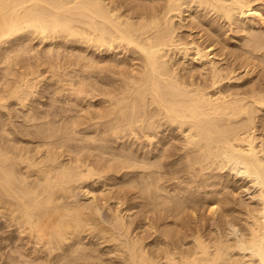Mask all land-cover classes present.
<instances>
[{
    "label": "bare ground",
    "instance_id": "bare-ground-1",
    "mask_svg": "<svg viewBox=\"0 0 264 264\" xmlns=\"http://www.w3.org/2000/svg\"><path fill=\"white\" fill-rule=\"evenodd\" d=\"M32 35L77 57L36 61ZM2 109L0 228L35 245L12 264H108L98 239L122 264H264V0H0ZM239 180L233 228L193 225Z\"/></svg>",
    "mask_w": 264,
    "mask_h": 264
},
{
    "label": "rangeland",
    "instance_id": "rangeland-1",
    "mask_svg": "<svg viewBox=\"0 0 264 264\" xmlns=\"http://www.w3.org/2000/svg\"><path fill=\"white\" fill-rule=\"evenodd\" d=\"M259 2H260V1H259ZM259 2H258V3H259ZM227 33H228V32H227ZM32 36H33V37H32ZM32 36H31L30 40H32V41L34 40V41H33V42L30 41V42L32 43V45H34L33 43H35L34 48L37 49V51H34V55H33L34 57H36V61H38V58H37V56H35V55H36L35 53H36V52H39L38 50H40V53H41V48L44 50L43 47H45V45L47 46V44H48V46L51 45V46H52V47H51L52 49H53V47H54V49H56V48H57V44H58V46H59V47H58V54H60V58H61V60H60V59L57 60V58H56L57 61L60 60L61 62H62V61L65 62V60L71 58V57H69L70 54H71L70 52H69V53H66L68 58L65 56V52L63 53V48L65 49V47H67V50H69V48H68L69 45L66 44V40H65L64 38H61L62 40L64 39V41H62V42L60 41L61 39H60V37H59L58 39H57V38H53V39H55V40H53V39L48 40L49 42H46V40H40V42H41V43H40V42H39V38H40V37H36V35H35V36L32 35ZM32 38H33V39H32ZM59 39H60V40H59ZM52 40H53L54 42L57 41V44L55 45L56 42L54 43ZM50 41H51L52 43H51ZM64 42H65V43H64ZM31 43H30V44H31ZM36 43H37V44H36ZM60 43H61V45H62V43H64L65 45H63V47L61 46V48H60V45H59ZM68 43H69V42H68ZM81 44H82V45H81ZM76 45L79 46V47H82V48L85 47V44H84V43H80V44H79V43H78V44L76 43ZM35 46H36V47H35ZM55 46H56V48H55ZM64 46H65V47H64ZM46 49H47V48H46ZM52 49H51V50H52ZM43 50H42V51H43ZM59 50H60V52H59ZM89 50H90V49L88 48V49L85 50V52H87V54H88V52H89V53L91 52V51H89ZM61 51H62V53H63V55H64V58L66 57L65 59L63 58V56L61 57V55H62ZM32 52H33V51H32ZM40 53H38V54H40ZM54 53H55V51L53 50V54H54ZM56 54H57V53H56ZM68 54H69V56H68ZM73 54H74V53L72 52L71 55L73 56ZM77 54H78V52H75V55H74L73 57H75V56L77 57ZM96 54H97V52H96ZM88 55H89V54H88ZM33 56L30 57V62H31V58H32L33 61L35 62ZM80 56H82V55H80ZM83 56H84V55H83ZM102 56L104 57V55H102V54L100 53V57H102ZM121 56H122L123 58H122ZM38 57H39V55H38ZM119 57H120V58H119ZM85 58L88 59V57H85ZM114 58H115V57H114ZM128 58H129V61H128ZM128 58H126V59H127V61H126V59L124 58L123 54H120V55L118 54V55H117V59H122V60L124 59L123 61L128 62V63H127L128 66L126 65V63H123V65H122V62H121L122 60H121V61L119 60V61H120V62H119L120 64L118 63L117 66H119V65H120V66H124V65H125V66L129 67V64H131L132 61L130 60V57H128ZM87 59H86V60H87ZM88 60H90V58H89ZM88 60H87V61H88ZM97 60H99V58H98ZM33 61H32V64L34 63ZM39 61L41 62V60H39ZM92 61H93V64L96 62V61L94 62V60H91V61H89V62L92 63ZM102 61H103V60H102ZM102 61L99 62L100 65H103V64H104V61H103V62H102ZM23 62H24V61H23ZM63 62H62V63H63ZM101 62H102V64H101ZM129 62H130V63H129ZM134 62H137V61L134 60ZM35 63H36V62H35ZM41 63L43 64V62H41ZM18 65H20V64H17V69H16V67H15L16 70H20L19 67H18ZM45 66H46V67L48 66V62H46V65H45V62H44V64L42 65V67L44 68L46 74H47L48 72H49V73H48L47 75L44 74L43 76L45 77V81H47V79H48L47 83L49 82L48 84H49L50 86H52V87H49V85L46 84V82H44V83L42 84V87L40 88V93H41V95H39L41 98L39 97V98H37V99H40V100L43 99L44 101H42V102H44V103H45V102H48V99H50V96H52V93H53V90H54V86H55L54 83H51V84H50L51 81L49 80V79H51L52 71L49 70V69H47ZM132 67H133V66H132ZM129 68H131V66H130ZM42 70H43V69H42ZM46 70H47L48 72H47ZM50 72H51V74H50ZM244 73H245V72L241 73V75H242L241 78H243V79H240L241 82H242V81H245V79H246L247 77L250 78V74H249V76H247V75L244 74ZM245 75H246V76H245ZM252 75H254V74H252ZM243 76H245L246 78L243 77ZM249 78H248V79H249ZM248 79H246V81H247ZM254 81H255V78H254ZM53 82H54V81H53ZM45 84H46V86H45ZM47 86H48V87H47ZM45 89H47V90H46V93H47V94H46L45 91H44ZM42 91H43V92H42ZM50 92H51V93H50ZM42 93H44V94H42ZM54 95L57 96V95H59V94L56 92ZM47 96H49V98H48ZM61 96H62V95L60 94L59 97L61 98ZM42 97H44L45 99L42 98ZM47 98H48V99H47ZM62 98H64V97H62ZM0 111L3 112L4 109H2V110H0ZM236 178H238V177H236ZM239 181H240V180H239ZM239 181H236V182L234 183V185L236 186V187H235L236 190L234 191L235 193H234V192L231 193V194H236V195L238 196V197H237V196H235V195H232V201L234 200L233 203H232L231 198H230V199L228 200V202H227L225 205H223L224 203L221 204L220 206H222V208H221L222 211L220 210V212H219V211L216 212V214H214V215H215L214 217L211 216V217H213V218H210V217H209L210 215L207 213V211H205V214H204V211H203V212L200 211L199 213L197 212V214H196L197 217L193 220V221H194V224H193V222H192V224H193V225H196V224H197V225H200L205 231L207 230L206 232H209L207 227H209V230L214 231V230H215V225L221 220V217L224 216V218H225V215H223V214H225V212H226V213H227L226 219L221 220V221H220L221 223H219V224L223 225V224H225V223H228V224H225V225H228V226H227L228 228H229V227H230V228H233V225H234V222H233V221H234L235 218L232 217V216H230L231 209L235 211V210H237L238 208H240V206H241V207L244 206L245 203H248V202H247V198H248V197H249V198H248V201H250V200H249V199H250V196H249V195H250V191H248V190L244 191V189H246V188H244V187H245V186H244L245 183L242 182V181H240V182H242V184H241V183H239ZM238 185H239V186L241 185V187H238L239 189L237 188ZM106 188H107V187H104L103 194L106 193V191H105V190H107ZM240 188H241V191H239ZM79 191H80V194H79ZM104 192H105V193H104ZM237 192H238V193H237ZM76 193H77V192H76ZM82 194H83L82 191H81V190H78V194H76V195H77V196L79 195L80 201H84V200L86 201V197H85V195H84V194L82 195ZM106 194H107V193H106ZM231 194H230L229 197H231ZM233 196H234L235 199H237V200H235V199L233 198ZM81 197H82V198H81ZM236 197H237V198H236ZM77 198H78V197H77ZM84 198H85V199H84ZM81 199H82V200H81ZM98 199H99V198H98ZM238 199H239V200H238ZM135 201H136V199H135ZM241 201H242V202H241ZM244 201H245V203H243ZM110 202L112 203L113 201L110 200ZM110 202H109V203H110ZM234 202H237V203L235 204ZM238 202H239V203H238ZM228 203H229V204H228ZM230 203H231V205H230ZM227 204H228V205H227ZM233 204H235V205L237 206V208L234 206L235 208L233 209ZM238 204H239V205L241 204V205L238 206ZM226 205H227V206H226ZM229 205H230V209H229ZM224 207H226V211L223 213V209H224ZM99 208L101 209V211H100L101 216H102L103 218H106V217L109 215V211L107 210V208L102 207L101 205L99 206ZM227 210H229L230 212H227ZM133 211H134V213H135V211H139V208H138V210H137V208H136V209L134 208ZM133 211H132V212H133ZM232 212H233V211H232ZM232 212H231V213H232ZM202 213H203V214H202ZM198 214H200V215L198 216ZM207 214H208V216H207ZM220 214H222L223 216L220 215ZM232 214H233V216L237 217L236 214H238V212H236V214H234V213H232ZM232 214H231V215H232ZM135 215L138 216V215H139V212H137V214L135 213ZM135 215H134V217H135ZM137 216H136V220H137V221H136V224H138L139 222H141V221H138L139 217H137ZM140 216H142V215H140ZM191 216H192V215H191ZM205 216H206V218H205ZM199 219H201L202 222H201V220H199ZM204 219H205V220H204ZM211 219H212V220H211ZM139 220H141V217H140ZM197 220H198V221H197ZM203 220H204V221H203ZM213 220H214V221H213ZM226 220H227V221H226ZM208 221H209V222H208ZM222 221H223V224H222ZM224 221H225V222H224ZM199 222H200V224H198ZM216 222H217V223H216ZM195 223H196V224H195ZM202 223H203V225H201ZM204 223H205V224H204ZM209 223H210V224H209ZM230 223H232V224H230ZM139 224H140V223H139ZM212 224L214 225L213 227L210 226V225H212ZM229 224H230V225H229ZM147 226H148V225H147ZM205 226H206V229H205ZM231 226H232V227H231ZM145 227H146V225H145L143 228L145 229ZM210 227H211V228H210ZM225 227H226V226H225ZM3 228H4V227H3ZM143 228H142V231H143ZM148 228H149V226H148ZM1 229H2V228H0V231L3 232V233L0 232V239L3 238L4 241H3V240H0V246L2 245V246L0 247V248L2 249V251H1V249H0V264H2V263H3V264H12V262H13L12 260H13V259H12V258L9 259L8 256H6V254H7V251H9V249H11L12 246H14V245H18L17 248H18V250L21 251V252H24V248H25V250H26L25 252H31L32 249L34 248L35 245H31L32 242L29 243V246H28V244H27L28 241H30V240H27V238H29L28 235H25L24 233H20V234H22V236H21V235H19V233H16V231L14 230V228H13V230H12V227L7 228V226H6V228H4V229H2V230H1ZM9 229H10V233L8 232ZM204 230H203V231H204ZM145 231L147 232V229H146ZM145 231L142 232V236H143V234H144V238L147 239V237H148L147 235L150 233L151 229L149 228V230H148L149 232H147V234H146ZM5 232H6V233H5ZM11 233H12V234H11ZM3 234H4V235H3ZM5 234H6V235H5ZM13 234H14V236H13ZM23 234H24L25 236H24ZM140 234H141V233H140ZM145 235H146V237H145ZM10 236H11V237H10ZM16 236H17V237H16ZM19 236H20V237H19ZM26 236H27V237H26ZM5 237H6V238H5ZM16 238H17V241H18V242L16 241ZM19 238H21L20 242H19V240H18ZM23 238H24V239L26 238V239H25V242H23V241H24ZM9 239H10V240H9ZM86 239H87V241H88L89 238H86ZM86 239H85V240H86ZM150 239H151V237H149V239H147V242H148ZM5 240H6V243H5ZM26 240H27V241H26ZM93 240H94V239H93ZM93 240H92V243H94ZM95 240H97V238H96ZM98 240H99V239H98ZM98 240H97V242H95L94 245L97 244V245H96V248H98V250L100 251V253H101V255H102V258H103V259H107V262H109L108 264H112V262H113V264H115V263H116V264H118V263L120 264V263H121V260H120L121 258H120V257H119V258L116 257V256H117V255H116L117 252H115V253H114V251H113L112 253L109 252V253H110L109 255H108V253H107V252H108L107 249L109 248L108 246H110V243L104 242V243L101 244V243H100L101 240H99V241H98ZM1 241H2V242H1ZM89 241H91V239H89ZM21 242H22L23 244H22ZM145 242H146V241H145ZM1 243H2V244H1ZM8 243L10 244V247H7L6 244H8ZM13 243H15V244H13ZM105 243H106V244H105ZM4 244H5V245H4ZM9 244H8V246H9ZM20 244H21V245H20ZM33 244H34V243H33ZM3 246H4V247H3ZM25 246L28 247V249L30 248V246H31V247L33 246V247H32V248L30 249V251H29ZM97 246H98V247H97ZM2 247H3V248H2ZM20 247H21V248H20ZM22 247H23V249H22ZM106 247H107V248H106ZM5 249H8V250H5ZM101 249H104V253H103V250H101ZM3 250H4V251H3ZM10 251H11V250H10ZM101 251H102V252H101ZM3 252H4V253H3ZM12 252H14V255H15V251L12 250ZM1 253H2V255H1ZM16 254H17V252H16ZM35 254H36V252H35ZM35 254H33V256H35ZM37 254H39V253H37ZM7 255H9V254H7ZM114 255H116V256H114ZM4 256H6V257H4ZM9 256H10V255H9ZM105 256H106V257L108 256V258H106ZM112 256H114V258H111ZM2 257H3V258H2ZM115 257H116V258H115ZM5 258H6V259H5ZM2 259H3V260H2ZM4 259H5V261H4ZM111 259H112V260H111ZM114 259H115V260H114ZM8 260H10L11 262L9 263ZM113 260H114V261H113ZM83 261H84V262H83ZM95 261H96V259H95V260L92 259V262H93V263H95ZM82 263H83V264H85V263H86V264H92V263H91V259H90V260H87V261H86V260H82V261H80V264H82ZM121 264H122V263H121Z\"/></svg>",
    "mask_w": 264,
    "mask_h": 264
}]
</instances>
